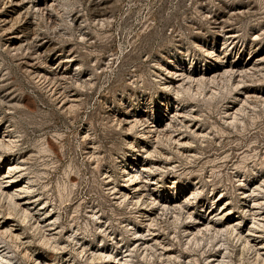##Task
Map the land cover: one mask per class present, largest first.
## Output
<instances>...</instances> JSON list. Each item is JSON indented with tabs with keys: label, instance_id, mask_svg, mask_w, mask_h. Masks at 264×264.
<instances>
[{
	"label": "rangeland",
	"instance_id": "1",
	"mask_svg": "<svg viewBox=\"0 0 264 264\" xmlns=\"http://www.w3.org/2000/svg\"><path fill=\"white\" fill-rule=\"evenodd\" d=\"M0 254L264 264V0H0Z\"/></svg>",
	"mask_w": 264,
	"mask_h": 264
},
{
	"label": "bare ground",
	"instance_id": "2",
	"mask_svg": "<svg viewBox=\"0 0 264 264\" xmlns=\"http://www.w3.org/2000/svg\"><path fill=\"white\" fill-rule=\"evenodd\" d=\"M190 77V76H189ZM206 81H203V80H201V83H205ZM190 93V92H189ZM148 126H150V125H148ZM160 134H158V136H159ZM124 172H125V174H124V177L126 178V182L128 181V182H130V185H131V187H133V189H134V196H132V200H131V204L133 203V199L135 198V197H137L136 199V204L137 203H139L140 204V198L142 197V195H143V190H144V186H146L147 184V181H148V177H146V176H143V170L141 171L140 170V168H137L136 167V165H134L132 168H128V167H126V168H124V170H123ZM12 180H14V179H12ZM9 181H11V180H9ZM152 183H154V182H152ZM155 183H158V182H155ZM125 195H128V194H125ZM153 195V194H152ZM179 195V194H178ZM10 196L11 197H13V196H15V194H10ZM162 196V195H161ZM14 199V198H13ZM12 200V199H11ZM147 201V199L146 200H143V202L141 203V204H145V202ZM173 201H176V200H174V199H171V198H167V197H163L162 199H160V198H158V197H153V199H152V201H151V204L153 205V204H158V205H160V204H170L171 202H173ZM14 203H16V202H14ZM128 204V203H127ZM150 204V205H151ZM167 207V206H166ZM21 209H23V213H25L26 211H27V209L26 208H21ZM143 209V208H142ZM151 209L152 210H155L156 208H155V206H152L151 207ZM145 212V211H144ZM27 214H29L28 212H26ZM30 215V214H29ZM25 216H26V218H27V215L25 214ZM25 218V217H24ZM25 218V219H26ZM192 218V217H191ZM24 219V220H25ZM154 221V220H153ZM196 221H197V219H196ZM199 221V220H198ZM152 222V221H151ZM39 223V222H38ZM37 223V224H38ZM150 223V222H149ZM196 223V225L198 226V224H197V222H195ZM152 224H153V222H152ZM49 225H52V224H49ZM208 226V225H207ZM33 227V226H32ZM202 228V227H201ZM201 228L199 229V231H201ZM208 228L209 227H207V230H208ZM36 229L37 230H39V231H41L42 232V230H43V227H42V225L40 226V225H38L37 227H36ZM210 229V228H209ZM9 230V229H8ZM204 230V229H203ZM236 230V228L234 227V228H232L230 231H229V233H231V235H232V233L234 232ZM198 231V230H197ZM198 231V232H199ZM219 231V230H218ZM139 233V231L138 230H136V231H134L133 232V235H137ZM200 233V232H199ZM201 233H202V231H201ZM12 234V233H11ZM197 234V233H196ZM195 234V235H196ZM45 235V234H44ZM138 235H140V234H138ZM43 236V235H42ZM13 237V236H12ZM15 238H17V239H19V235H15L14 236ZM196 237V236H195ZM140 238V237H139ZM139 238H137L136 239V241L137 240H140ZM241 238V237H240ZM199 239V238H198ZM196 240V239H195ZM245 241H247V239L245 240ZM249 241H247L246 243H248ZM247 245V244H246ZM245 245V246H246ZM249 246V245H248ZM259 255V254H258ZM110 256V255H109ZM198 262V261H197ZM0 264H14L13 262H12V259L11 258H9L8 256H6V255H2V254H0ZM198 264V263H197Z\"/></svg>",
	"mask_w": 264,
	"mask_h": 264
}]
</instances>
